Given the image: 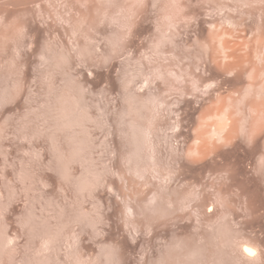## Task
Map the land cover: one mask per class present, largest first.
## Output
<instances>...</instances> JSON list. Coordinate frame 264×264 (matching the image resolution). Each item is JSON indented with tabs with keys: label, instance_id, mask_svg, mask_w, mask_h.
<instances>
[{
	"label": "clouds",
	"instance_id": "obj_1",
	"mask_svg": "<svg viewBox=\"0 0 264 264\" xmlns=\"http://www.w3.org/2000/svg\"><path fill=\"white\" fill-rule=\"evenodd\" d=\"M253 46L264 0H0V264H264Z\"/></svg>",
	"mask_w": 264,
	"mask_h": 264
},
{
	"label": "rangeland",
	"instance_id": "obj_2",
	"mask_svg": "<svg viewBox=\"0 0 264 264\" xmlns=\"http://www.w3.org/2000/svg\"><path fill=\"white\" fill-rule=\"evenodd\" d=\"M223 43H224V39H223V34H222L221 39H219L217 41V45H218V47H220V49L223 52L224 60L225 61H227V60L229 61L232 57H231V55H230V57H228L229 55L226 56V54H228V53L231 54V53L227 49H225V47H224L225 44L223 45L224 48L222 47V44ZM238 43H239V41H238ZM253 49L254 50L252 52V55H253V58H254L255 62L257 64L264 63V49H259V48H256L255 46H253ZM242 51H243L244 54H247L248 48L245 47L244 49H242ZM255 78H256L255 70L254 69L249 70V72L247 74V79L249 81H252ZM253 91L254 90L252 88H249V89H247L246 94L247 95H252L253 94ZM214 119H215V134L218 136L219 130H221V128H226L227 125H228V116H227V113L218 114V115H216L214 117ZM258 165L261 166V167H264V160L258 161Z\"/></svg>",
	"mask_w": 264,
	"mask_h": 264
},
{
	"label": "bare ground",
	"instance_id": "obj_3",
	"mask_svg": "<svg viewBox=\"0 0 264 264\" xmlns=\"http://www.w3.org/2000/svg\"><path fill=\"white\" fill-rule=\"evenodd\" d=\"M223 45H224V43L222 44V47H223ZM224 47H225V46H224ZM224 47H223V48H224ZM225 49H227V48L225 47ZM227 52H228V51H227ZM227 52H226V53H227ZM227 55H229L228 57H230L231 54L228 53V54H226V56H227ZM226 56H225V57H226ZM230 60H231V59H230ZM230 60H229V61H230ZM227 61H228V60H227ZM227 61H226V62H227ZM224 129H225V128H221V130H219V133H218V136H219V137H222V133H223ZM192 155H193L194 157H195V156L197 157V156H199V152H197V151L194 150L193 153H192Z\"/></svg>",
	"mask_w": 264,
	"mask_h": 264
}]
</instances>
